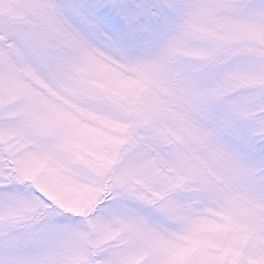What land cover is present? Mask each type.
<instances>
[{
    "label": "snow or ice",
    "instance_id": "obj_1",
    "mask_svg": "<svg viewBox=\"0 0 264 264\" xmlns=\"http://www.w3.org/2000/svg\"><path fill=\"white\" fill-rule=\"evenodd\" d=\"M0 264H264V0H0Z\"/></svg>",
    "mask_w": 264,
    "mask_h": 264
}]
</instances>
